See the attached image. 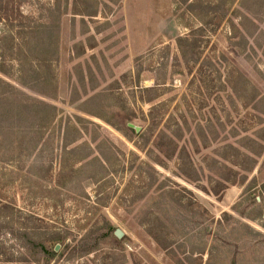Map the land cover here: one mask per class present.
Listing matches in <instances>:
<instances>
[{"label": "rangeland", "instance_id": "rangeland-1", "mask_svg": "<svg viewBox=\"0 0 264 264\" xmlns=\"http://www.w3.org/2000/svg\"><path fill=\"white\" fill-rule=\"evenodd\" d=\"M262 4L12 0L56 46L6 107L0 264H264Z\"/></svg>", "mask_w": 264, "mask_h": 264}, {"label": "trees", "instance_id": "trees-1", "mask_svg": "<svg viewBox=\"0 0 264 264\" xmlns=\"http://www.w3.org/2000/svg\"><path fill=\"white\" fill-rule=\"evenodd\" d=\"M11 4L12 0H0V23L4 26V29H2L3 33L0 34V73L8 77H15L18 87L6 82L0 77V144L7 138L6 131L10 129V127L3 126L10 121H23L22 118L25 117L26 113V111L22 113L18 110L16 111L18 115L15 116L16 112L7 110L6 107H8V104L15 102L16 108H18V106L22 109L24 106L28 109H30V107L32 108V100L34 99L20 89L37 91L32 87L33 85H31V82L33 83L32 76L33 73H35L36 65L40 69H43L46 74V76L44 75V77H42L36 71V80L40 83H46L48 81L50 75L47 71L49 72L51 70L49 52L52 46H56V43H52L51 40L49 41V38L52 36L47 34L48 28H50L48 24L44 22L34 24V22L23 13H18L16 16V12H14ZM262 5L264 7V4ZM36 42H39L37 45H40V47L36 45V52H33ZM34 53L35 58L33 56L34 59L31 60L30 56ZM9 64H13L14 66H10ZM13 67L16 68L15 73H12L10 69ZM21 96L26 99H21ZM256 101L262 103L264 102V97L257 96ZM36 105L35 108H37V111L41 115L45 114V108L50 107L43 102L37 103ZM35 117H37V115H35ZM39 246L42 250L41 255L47 260V263L51 258L56 256L54 249L49 250L46 243H41Z\"/></svg>", "mask_w": 264, "mask_h": 264}, {"label": "water", "instance_id": "water-1", "mask_svg": "<svg viewBox=\"0 0 264 264\" xmlns=\"http://www.w3.org/2000/svg\"><path fill=\"white\" fill-rule=\"evenodd\" d=\"M132 128H134V127L132 126ZM136 130L139 131V129H137V128H136ZM123 236H124V234H123V232H122L121 230H116V232H115V237H116L117 239L120 240V239L123 238ZM59 248H60V247L57 246L56 249H55V251H56V252L59 251Z\"/></svg>", "mask_w": 264, "mask_h": 264}]
</instances>
